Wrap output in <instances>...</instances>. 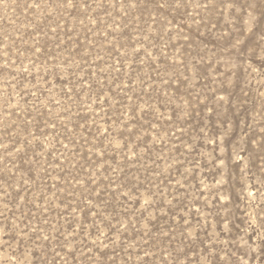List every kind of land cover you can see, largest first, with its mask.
I'll return each instance as SVG.
<instances>
[{
	"label": "rangeland",
	"instance_id": "374dc122",
	"mask_svg": "<svg viewBox=\"0 0 264 264\" xmlns=\"http://www.w3.org/2000/svg\"><path fill=\"white\" fill-rule=\"evenodd\" d=\"M0 264H264V0H0Z\"/></svg>",
	"mask_w": 264,
	"mask_h": 264
}]
</instances>
